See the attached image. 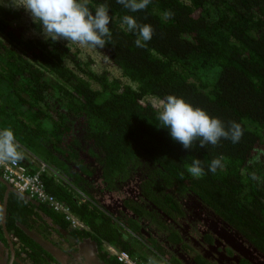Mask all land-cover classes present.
<instances>
[{"label": "trees", "instance_id": "16d2710c", "mask_svg": "<svg viewBox=\"0 0 264 264\" xmlns=\"http://www.w3.org/2000/svg\"><path fill=\"white\" fill-rule=\"evenodd\" d=\"M101 3L109 6L112 38L96 49L128 80L95 70L61 41L24 37L12 20L19 10L0 3V128L59 172L79 150L104 173L129 161L140 165L150 200L172 197L171 186L194 192L264 249V0H151L137 12L116 0H90L89 7L94 12ZM165 11L173 16L164 19ZM124 15L152 26L144 48L122 25ZM169 94L225 125L239 123L242 138L183 149L149 99ZM220 157L222 167L211 172ZM193 159L204 168L200 178L186 170ZM43 180L70 201L52 176Z\"/></svg>", "mask_w": 264, "mask_h": 264}, {"label": "crops", "instance_id": "0c3cea01", "mask_svg": "<svg viewBox=\"0 0 264 264\" xmlns=\"http://www.w3.org/2000/svg\"><path fill=\"white\" fill-rule=\"evenodd\" d=\"M17 143L23 154L21 160L28 163L26 165L29 169L35 168V160H29L32 152L20 142ZM92 159L98 166L84 173L89 181L77 177L78 167L84 165L81 163L82 166H79L77 160H72L69 168L70 174L72 168H75L73 180L70 183L56 182V190L64 196L69 194L70 201L66 205L80 220L78 226H73L64 215L28 196L26 192L17 190L0 175V264H120L109 251L110 246L128 249L144 259L150 256L161 259L160 256L169 255L159 250L162 252H159V256L154 252L153 244L140 240L125 228L127 223L132 230L138 231L139 223L133 221V216L129 213L120 214L107 205V201L117 199L116 206L122 209V197L110 190L115 173L120 174V181L126 179L121 174L124 167L117 165V168L110 169L106 172H109L108 175H105L101 172L103 167L100 161L94 156ZM88 185H97L98 190L91 193L86 189ZM150 208L154 209L152 205ZM128 209L138 215L149 211L141 205ZM125 230H129L130 234Z\"/></svg>", "mask_w": 264, "mask_h": 264}, {"label": "clouds", "instance_id": "9594fccd", "mask_svg": "<svg viewBox=\"0 0 264 264\" xmlns=\"http://www.w3.org/2000/svg\"><path fill=\"white\" fill-rule=\"evenodd\" d=\"M116 2L131 12H137L144 10L151 0H116ZM89 3L90 0H19V2L17 0H10V3L6 6L14 9L23 8L32 20L39 25L45 39H50L53 42L65 40L102 49L112 38L109 29L111 22L109 6L106 3L98 4L95 6L93 12L89 7ZM163 16L167 20L173 16V13L165 11ZM122 25L126 26L129 32L136 34L137 38L134 41L136 47L144 48L146 42L152 39L154 32L152 26L150 24L138 23L131 15H124L122 17ZM160 108L161 110L158 111L157 119L164 128L168 129L171 139L180 143L185 150H190L197 141H199V146L203 148L206 144L216 146L221 139H228L235 144L243 136V129L239 123L229 121L225 125L221 119L211 117L205 110L200 107H193L181 97L171 94L166 95L160 101ZM31 155L32 158H29V160H35L33 172H39L46 191L66 204L63 199L47 190L45 181L43 180L44 175L48 174L57 182L56 178L63 179V175L56 170L47 172L50 164L33 153ZM22 158L23 154L19 150L14 132L10 128H0V162L16 163L20 161L29 172H32L26 163L23 162L24 160H21ZM222 159L223 157L213 159L209 165V170L215 173L217 168L222 167ZM42 162L46 163V166L43 168ZM186 170L194 178H200L205 174L199 159H193L191 165H186ZM0 175H2L1 171ZM253 178H255V174H253ZM80 192L82 193L81 190ZM37 200L40 201L39 199ZM40 202L51 207L46 202ZM52 209L63 215L61 211ZM125 228L127 227L125 226ZM131 232L135 236V230H131ZM126 250L131 253L128 249ZM154 252L158 255L159 252L162 253L156 249H154ZM112 254L114 253L112 252ZM142 259L146 260L147 264H166L162 258L157 259L155 256ZM170 260L174 264H177L171 257Z\"/></svg>", "mask_w": 264, "mask_h": 264}, {"label": "flooded vegetation", "instance_id": "af4514ba", "mask_svg": "<svg viewBox=\"0 0 264 264\" xmlns=\"http://www.w3.org/2000/svg\"><path fill=\"white\" fill-rule=\"evenodd\" d=\"M79 151L81 161L88 167H78L77 177L89 181V177L84 173L93 166L97 168L98 164L93 162V156L85 150ZM65 163V171L59 172L63 179L56 178L57 183H70L73 180L75 168H72V174L69 168V165L72 166V160ZM125 163L121 174L126 176V179L120 181V174L115 173L110 190L122 197V209L116 206L117 199L107 201V205L120 214L129 213L133 216V221L139 223L138 231L134 230L135 236L140 240L148 241L155 249L164 250L177 264H264V249L223 218L196 193L189 190L181 192L171 186L168 190L172 197L162 196L170 200L171 206L165 208L161 203L148 198L149 191L141 183L146 170L131 161ZM50 171H55L51 165L47 172ZM86 189L94 193L98 187L88 185ZM138 205L146 207L149 211H146V214H132L128 208ZM150 205L154 209L150 208Z\"/></svg>", "mask_w": 264, "mask_h": 264}, {"label": "built area", "instance_id": "2783aa9c", "mask_svg": "<svg viewBox=\"0 0 264 264\" xmlns=\"http://www.w3.org/2000/svg\"><path fill=\"white\" fill-rule=\"evenodd\" d=\"M45 166L46 163L42 162V168ZM0 171L3 177L18 190L27 192L29 196L46 202L52 208L61 211L64 217L69 220L73 226L80 225V220L72 214L69 206L57 199L53 194L46 191L39 172H29L26 166L20 161L16 163L0 162ZM109 250L114 253L116 259L121 264H147L146 260L132 255L126 249H118L114 246H110ZM160 257L166 262V264H174L168 255H162Z\"/></svg>", "mask_w": 264, "mask_h": 264}, {"label": "rangeland", "instance_id": "374dc122", "mask_svg": "<svg viewBox=\"0 0 264 264\" xmlns=\"http://www.w3.org/2000/svg\"><path fill=\"white\" fill-rule=\"evenodd\" d=\"M17 2H19V0H17ZM0 3H2L3 5H8L10 3V0H0ZM17 9L19 10V16L12 18V20H13L14 24L21 26L22 35L24 37L40 36V37L44 38L42 33H41V29H40L39 25L36 26V23L32 20L30 15L23 8H17ZM60 41L66 45L71 46L73 49L77 48L78 54L80 56H82L83 58H86V59H90L91 67L94 68L95 70H106L110 76L120 77L124 80H128L127 77H125L121 74V70L115 64H113L111 61H109L106 58V56H103L96 48H93V47L88 46V45H80V44L73 43V42H67L65 40H60ZM149 99L155 105L160 106V100L156 96H150ZM76 160H77V164L79 166H82L81 165V163H82L84 165V167H88V165L85 162L80 163L79 157H77ZM144 185H145L146 189H148L150 191V189H149L150 183L148 181H146V179H145ZM151 195H153V194H151ZM157 199L160 201V203L165 208H169V206H171V204L169 202L170 200L168 198L164 199L162 196H159ZM125 224L129 230H132L127 223H125ZM128 231H126L127 234H130V233H128Z\"/></svg>", "mask_w": 264, "mask_h": 264}]
</instances>
